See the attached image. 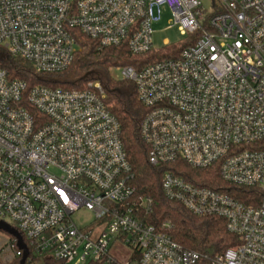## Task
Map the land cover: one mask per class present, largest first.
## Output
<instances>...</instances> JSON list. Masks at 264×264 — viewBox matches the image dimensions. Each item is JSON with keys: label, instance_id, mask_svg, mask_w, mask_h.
I'll list each match as a JSON object with an SVG mask.
<instances>
[{"label": "built area", "instance_id": "obj_1", "mask_svg": "<svg viewBox=\"0 0 264 264\" xmlns=\"http://www.w3.org/2000/svg\"><path fill=\"white\" fill-rule=\"evenodd\" d=\"M210 1L207 10L201 0H0V47L38 72L62 73L77 57V32L135 55L165 50L154 48L153 26L171 11V27L188 37L178 55L111 72L135 84L147 109L140 135L150 164L218 167L225 181L260 192L254 207L169 171L162 181L168 200L223 219L240 238L212 264H264V0ZM133 178L100 82L29 89L0 61V223L20 233L27 262L197 264L202 255L148 224L152 201L137 197ZM82 209L96 227L74 222ZM115 244L133 249L127 260L110 255Z\"/></svg>", "mask_w": 264, "mask_h": 264}, {"label": "trees", "instance_id": "obj_2", "mask_svg": "<svg viewBox=\"0 0 264 264\" xmlns=\"http://www.w3.org/2000/svg\"><path fill=\"white\" fill-rule=\"evenodd\" d=\"M77 41L80 46L77 57L62 73L38 72L29 62L10 56L2 47H0V61L11 79L25 81L29 89L45 86L82 91L88 89L89 84L100 82L106 90L110 110L121 125V136L134 173L132 183L137 189V197L152 201L153 211L147 217L148 224L170 235L185 249L202 255V259L197 264H212L217 256L240 244V238L228 231L223 219L195 216L182 204L168 200L162 191L164 174L168 171L172 172L195 186L230 195L248 206L259 205L260 192L225 181L218 167L198 169L182 160L159 166L150 164L149 146L140 135V126L147 109L139 101L135 84L132 81L116 79L111 72V69L118 67L132 66L139 69L169 57L165 54V50L173 51L178 55L182 47L170 45L157 53L135 55L126 47H101L97 41L80 32H77ZM21 260L22 257L8 258L4 263H0L21 264ZM44 262L67 264L52 258L45 259Z\"/></svg>", "mask_w": 264, "mask_h": 264}, {"label": "rangeland", "instance_id": "obj_3", "mask_svg": "<svg viewBox=\"0 0 264 264\" xmlns=\"http://www.w3.org/2000/svg\"><path fill=\"white\" fill-rule=\"evenodd\" d=\"M204 7L209 10L211 9L210 0H201ZM173 16L171 11L164 9L162 12L161 21L153 26V46L156 50L165 49L168 45H181L188 41L187 36L180 34L177 27H171ZM168 44V45H167ZM114 76L119 77V74L114 71ZM74 222L80 227L84 228L87 225L91 227L86 228L85 231H88L90 228L96 227L98 222H95L93 216L86 209H82L76 213L73 217ZM11 236L5 232L0 231V262L4 263L8 258L15 259L16 255L11 248L10 240ZM133 249L122 244H115L111 250L110 255L115 258L117 261L122 262L127 260L132 254ZM47 257H35L33 262L27 264H45V259ZM67 264H79L77 260Z\"/></svg>", "mask_w": 264, "mask_h": 264}, {"label": "water", "instance_id": "obj_4", "mask_svg": "<svg viewBox=\"0 0 264 264\" xmlns=\"http://www.w3.org/2000/svg\"><path fill=\"white\" fill-rule=\"evenodd\" d=\"M0 231L5 232L8 235H10L11 237H14L15 239H17L18 249L23 251V257L21 260V264H25L28 257H29V251H28L20 233L16 229L12 228L10 225L3 223V222L0 223Z\"/></svg>", "mask_w": 264, "mask_h": 264}]
</instances>
